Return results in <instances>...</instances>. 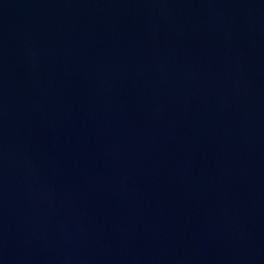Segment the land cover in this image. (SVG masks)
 I'll list each match as a JSON object with an SVG mask.
<instances>
[{"label":"water","instance_id":"1","mask_svg":"<svg viewBox=\"0 0 264 264\" xmlns=\"http://www.w3.org/2000/svg\"><path fill=\"white\" fill-rule=\"evenodd\" d=\"M0 264H264V0H0Z\"/></svg>","mask_w":264,"mask_h":264}]
</instances>
